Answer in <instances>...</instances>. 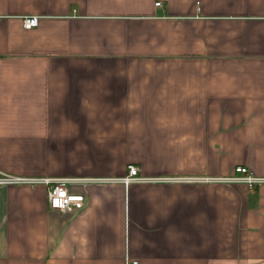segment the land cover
I'll return each mask as SVG.
<instances>
[{"label": "crops", "instance_id": "0c3cea01", "mask_svg": "<svg viewBox=\"0 0 264 264\" xmlns=\"http://www.w3.org/2000/svg\"><path fill=\"white\" fill-rule=\"evenodd\" d=\"M237 165L264 176V0H0V171L85 195L0 185V264H264Z\"/></svg>", "mask_w": 264, "mask_h": 264}, {"label": "built area", "instance_id": "2783aa9c", "mask_svg": "<svg viewBox=\"0 0 264 264\" xmlns=\"http://www.w3.org/2000/svg\"><path fill=\"white\" fill-rule=\"evenodd\" d=\"M160 5V2L157 3ZM39 23L37 15L28 16L24 19L23 25L25 27H34ZM120 180L125 183L133 181H142L143 177L139 175V168L137 165L129 164L127 174ZM223 180L242 182L248 185H257L264 182V176L255 175L251 169L246 165H237L234 169V174L229 177H224ZM74 180L71 178H55V177H29L20 175H11L0 171V185L9 184H27L29 186H36L43 184L47 187V197L52 208L60 211L71 210L74 207L81 208L85 203V195L76 193L70 190V183ZM126 264H138L137 262L127 260Z\"/></svg>", "mask_w": 264, "mask_h": 264}]
</instances>
